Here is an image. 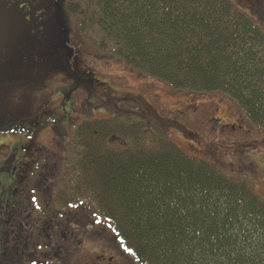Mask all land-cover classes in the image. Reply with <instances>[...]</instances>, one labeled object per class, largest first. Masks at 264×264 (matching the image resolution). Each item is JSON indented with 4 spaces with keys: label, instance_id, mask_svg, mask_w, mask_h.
<instances>
[{
    "label": "trees",
    "instance_id": "16d2710c",
    "mask_svg": "<svg viewBox=\"0 0 264 264\" xmlns=\"http://www.w3.org/2000/svg\"><path fill=\"white\" fill-rule=\"evenodd\" d=\"M49 17L175 89L229 95L264 129V26L231 0H51ZM115 111L76 126L72 193L91 195L138 264H264V199L165 131L149 136L141 116ZM55 121L6 124L36 132Z\"/></svg>",
    "mask_w": 264,
    "mask_h": 264
},
{
    "label": "rangeland",
    "instance_id": "374dc122",
    "mask_svg": "<svg viewBox=\"0 0 264 264\" xmlns=\"http://www.w3.org/2000/svg\"><path fill=\"white\" fill-rule=\"evenodd\" d=\"M231 1L264 26V0ZM50 12L51 0H0V123L35 124L44 114L57 116L60 124L33 138L21 132L24 141L53 145L51 132L59 127L62 143L76 152L80 122L113 117L123 107L149 123V136L155 128L165 131L186 153L221 164L264 199V129L250 124L233 98L178 90L132 69L81 41L77 27L67 34ZM85 198L94 207L91 195Z\"/></svg>",
    "mask_w": 264,
    "mask_h": 264
},
{
    "label": "flooded vegetation",
    "instance_id": "af4514ba",
    "mask_svg": "<svg viewBox=\"0 0 264 264\" xmlns=\"http://www.w3.org/2000/svg\"><path fill=\"white\" fill-rule=\"evenodd\" d=\"M45 117L56 121L36 132L8 128L13 119L0 123V264H138L86 198L73 196V156L82 148L64 145L59 127L51 132L53 145L24 141L21 132L33 138L62 122L44 114L32 124Z\"/></svg>",
    "mask_w": 264,
    "mask_h": 264
},
{
    "label": "water",
    "instance_id": "95a60500",
    "mask_svg": "<svg viewBox=\"0 0 264 264\" xmlns=\"http://www.w3.org/2000/svg\"><path fill=\"white\" fill-rule=\"evenodd\" d=\"M55 9H56V4H55Z\"/></svg>",
    "mask_w": 264,
    "mask_h": 264
}]
</instances>
